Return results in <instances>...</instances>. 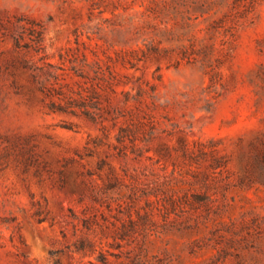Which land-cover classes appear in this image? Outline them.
I'll use <instances>...</instances> for the list:
<instances>
[{"label": "rangeland", "instance_id": "1", "mask_svg": "<svg viewBox=\"0 0 264 264\" xmlns=\"http://www.w3.org/2000/svg\"><path fill=\"white\" fill-rule=\"evenodd\" d=\"M0 264H264V0H0Z\"/></svg>", "mask_w": 264, "mask_h": 264}]
</instances>
